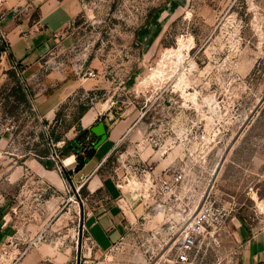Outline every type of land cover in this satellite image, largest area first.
Masks as SVG:
<instances>
[{
    "label": "rangeland",
    "instance_id": "rangeland-1",
    "mask_svg": "<svg viewBox=\"0 0 264 264\" xmlns=\"http://www.w3.org/2000/svg\"><path fill=\"white\" fill-rule=\"evenodd\" d=\"M11 1L0 0V19L12 4L33 19L44 0ZM77 1L68 42L32 70L0 72L1 215L14 203V219L34 224L17 234L73 264H238L245 234L264 229V0ZM51 97L61 102L48 119L40 105ZM100 120L128 124L100 172L118 186L129 227L103 251L86 217L106 191L90 194L62 151L66 138L85 154V129ZM52 129L64 138L54 142ZM45 149L61 197L21 166ZM206 201L210 221L180 262L181 225Z\"/></svg>",
    "mask_w": 264,
    "mask_h": 264
},
{
    "label": "crops",
    "instance_id": "crops-1",
    "mask_svg": "<svg viewBox=\"0 0 264 264\" xmlns=\"http://www.w3.org/2000/svg\"><path fill=\"white\" fill-rule=\"evenodd\" d=\"M13 7V4L7 6L0 19V30L5 42V46H1L3 50H0V72L12 66L14 61L26 65V69L30 70L56 41L62 39L68 42L71 39L68 27L80 5L77 0H44L39 6L38 16L33 19L30 16L19 18L14 14ZM60 102L61 99L57 100L55 97L44 99L40 105L41 112L48 119L54 118ZM104 122L106 138L96 147L91 158L79 168L80 173L88 175L86 185L90 194L102 189L106 191L105 199L98 201L86 217L88 231L102 251L124 238L129 227L128 215L119 200L118 186L114 180L100 172L102 164L128 129V124ZM91 131L97 142L101 135L92 129ZM70 160H76L75 153H70ZM21 166L39 172L42 178L56 187L58 196H62L64 180L56 169L44 165L36 156L29 155ZM11 207L13 215L10 217H7L6 212L3 215L0 213V264H73L68 251L64 252L48 242H35L29 235L19 236V229H33L34 224L15 220L14 203ZM238 264H264V229L254 234H245Z\"/></svg>",
    "mask_w": 264,
    "mask_h": 264
},
{
    "label": "built area",
    "instance_id": "built-area-1",
    "mask_svg": "<svg viewBox=\"0 0 264 264\" xmlns=\"http://www.w3.org/2000/svg\"><path fill=\"white\" fill-rule=\"evenodd\" d=\"M18 61L13 62V66L17 68ZM55 145V143L53 142ZM57 156L59 154L54 152ZM213 203L206 201L196 209L193 214L184 219L181 225V233L179 243L177 245L176 258L180 262H188L191 253L194 251L196 238L210 221Z\"/></svg>",
    "mask_w": 264,
    "mask_h": 264
},
{
    "label": "trees",
    "instance_id": "trees-1",
    "mask_svg": "<svg viewBox=\"0 0 264 264\" xmlns=\"http://www.w3.org/2000/svg\"><path fill=\"white\" fill-rule=\"evenodd\" d=\"M0 50H3V48H0ZM23 88H24V86H23ZM28 88V87H27ZM27 88H26V90H27ZM88 109V106L87 105H83V107L81 108V111H80V114H83L86 110ZM59 115H60V113L59 112H57V117H56V119L58 120V117H59ZM46 122H48L47 120H45ZM85 131L87 132V131H90V134H91V136L88 138V140H87V145H86V147H85V154H82L79 150H77V149H73L70 145H69V139H66V138H64L63 137V134L62 133H58V132H56V130L55 129H52L51 130V133H50V138H53V141L54 142H57V141H59V140H61V139H65V146L63 147V152L64 153H66V154H70V153H75L76 154V160H77V165H76V168H81L87 161H88V159H89V157L90 156H92L93 155V150H94V148H95V143H96V139H95V134L94 133H92V131H91V129H85ZM78 137V136H77ZM85 137V139H86V136H84ZM83 137V138H84ZM78 138H80V137H78ZM84 139V141H86ZM57 149H59V147L57 148ZM61 150V149H60ZM49 152V149H45V151H43V153H41V154H39V153H37V154H35L36 155V157L39 159V160H41V161H44L43 159H42V156L43 155H47V153ZM44 163L48 166V167H51L52 165H53V162L52 161H50V163H46V161H44Z\"/></svg>",
    "mask_w": 264,
    "mask_h": 264
},
{
    "label": "water",
    "instance_id": "water-1",
    "mask_svg": "<svg viewBox=\"0 0 264 264\" xmlns=\"http://www.w3.org/2000/svg\"><path fill=\"white\" fill-rule=\"evenodd\" d=\"M106 125H105V122H104V120H101V121H99L98 122V124H95V125H92L91 126V129L95 132V133H97V134H99V135H101V137H100V139L95 143V148H94V150H93V153L95 152V150H96V147L97 146H99L101 143H102V141L106 138V133H105V129H106V127H105ZM91 158V156L89 157V159ZM50 158H47L46 159V163L48 164V163H50ZM79 170V169H78Z\"/></svg>",
    "mask_w": 264,
    "mask_h": 264
}]
</instances>
